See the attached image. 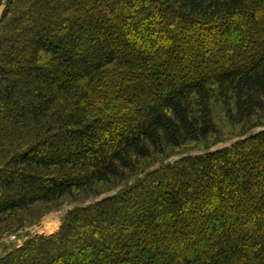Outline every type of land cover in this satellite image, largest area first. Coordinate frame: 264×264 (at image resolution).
I'll use <instances>...</instances> for the list:
<instances>
[{"label": "trees", "instance_id": "obj_1", "mask_svg": "<svg viewBox=\"0 0 264 264\" xmlns=\"http://www.w3.org/2000/svg\"><path fill=\"white\" fill-rule=\"evenodd\" d=\"M3 4L0 223L37 203L81 201L101 184L123 187L70 210L54 236L33 237L0 264H264V129L252 132L264 127V0ZM171 16L209 38H237L193 58L195 31L172 28ZM229 50L228 67H210ZM214 97L243 138L168 161L219 132ZM155 154L167 161L129 184ZM223 230L238 241L222 240Z\"/></svg>", "mask_w": 264, "mask_h": 264}, {"label": "rangeland", "instance_id": "obj_2", "mask_svg": "<svg viewBox=\"0 0 264 264\" xmlns=\"http://www.w3.org/2000/svg\"><path fill=\"white\" fill-rule=\"evenodd\" d=\"M6 8V4L0 5V18ZM148 11H153V7H147ZM101 11L109 12L108 10L102 8ZM165 13V11H162ZM162 13L159 12L160 15ZM112 14L119 15L118 12H113ZM158 14V13H157ZM259 17V14H258ZM170 26L175 29V27L184 25L187 30L195 31L196 35L191 38L192 41V56L193 58H199L201 60L205 59L206 54L211 47L219 45L220 43H225L227 41H232L233 39L237 38L236 35L231 37H226L221 34L215 35L213 37H207L206 32L202 29L200 24L191 25L188 19H182L180 17L171 16L169 17ZM232 23H236V25L244 28L246 26L245 22L240 19L236 18L232 20ZM176 37L182 36V33L176 31ZM164 39V37L162 36ZM239 38V37H238ZM260 49L264 50V39L256 42ZM138 44L143 47L147 48V44L143 42V40H139ZM171 46L169 43L168 46ZM203 47L202 49H200ZM164 51H170V48H166ZM205 51V52H204ZM233 52L229 50L225 53L226 60L220 61L218 60L217 63H211L210 67L214 69L219 68H226L229 66V61H231L233 57ZM248 53H246V56ZM259 55V53H258ZM240 65V63H239ZM212 111L214 120L218 126L219 132L209 138L206 144H196L189 146H184L182 149H174L176 152L166 153L168 156V161L174 162L178 160L180 157L176 155V153H184L185 156L187 155H204L208 151H214L217 149H221L227 146H230L232 143L237 141L240 138H243L240 135L241 127H234L232 126L228 119H227V106L220 100L218 97H214L211 101ZM264 127H258L254 129L252 132L257 133L263 130ZM247 136V135H246ZM245 137V136H244ZM225 140L224 142H221ZM188 149V150H185ZM170 151V150H168ZM167 151V152H168ZM157 158V159H156ZM162 156L159 154H155L152 158H150L146 162V166L144 170H141L138 174L133 175L129 178V184H133L138 181L139 178H143L145 174L149 171V168L157 169L166 161L161 162ZM160 159V160H159ZM165 160V159H164ZM123 185L119 187H113V185H106L101 184L97 188L96 192L87 195L85 199H78L81 201H75L73 198L66 196L65 198L61 199L60 201L52 204H42L37 203L33 206H30L27 210H19L13 213L11 216L5 217V219L0 223V257L7 255L9 252L15 250L16 248H20L26 244L30 239L38 235L44 236H54L59 228L61 227L63 221L67 217V214L70 210L77 208V207H85L91 205L97 201H101V199L107 198L108 196H112L116 194ZM210 209H212V205H208ZM230 217V216H229ZM229 219V218H228ZM231 220L235 219L234 217H230ZM229 219V220H230ZM117 226V225H116ZM230 231L223 230L221 232L220 238L222 240L228 241L230 244L236 243L238 241V235H229ZM82 245L81 241H76L72 244L71 250H76L78 247ZM91 252V253H90ZM96 252V251H95ZM88 253L93 255L94 249L90 247ZM88 258V257H87ZM69 264H84L83 261H78L75 263ZM121 264H128L127 262H121Z\"/></svg>", "mask_w": 264, "mask_h": 264}, {"label": "bare ground", "instance_id": "obj_3", "mask_svg": "<svg viewBox=\"0 0 264 264\" xmlns=\"http://www.w3.org/2000/svg\"><path fill=\"white\" fill-rule=\"evenodd\" d=\"M107 15V14H106ZM235 27V26H234ZM257 38V37H256ZM257 42V41H256ZM255 43V42H254ZM237 46V45H236ZM243 52V51H242ZM234 54V53H233ZM115 108V107H114ZM5 192V191H4ZM6 195V194H5Z\"/></svg>", "mask_w": 264, "mask_h": 264}]
</instances>
